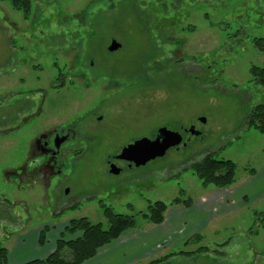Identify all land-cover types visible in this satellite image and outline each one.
<instances>
[{
  "label": "rangeland",
  "instance_id": "374dc122",
  "mask_svg": "<svg viewBox=\"0 0 264 264\" xmlns=\"http://www.w3.org/2000/svg\"><path fill=\"white\" fill-rule=\"evenodd\" d=\"M31 1L25 17L0 0V66L16 68L14 76L0 72V245L12 255L9 264L39 258L38 246L47 256L73 218L108 228L102 205L134 215L135 228L144 229L153 224L143 216L150 204L220 189L203 185L193 167L209 153L235 162L233 188L249 190L256 178L253 197L160 264H264V133L246 124L248 110L264 102L251 74L264 66L255 44L264 38V0ZM113 39L121 43L116 51L109 50ZM93 108L107 131L79 159L71 155L61 188L92 198L58 213L62 205L52 199L59 186L16 188L8 172L26 165L33 138L79 123ZM192 124L199 134H184L185 143L165 156L110 172L109 156L123 145L152 139L163 126L183 133Z\"/></svg>",
  "mask_w": 264,
  "mask_h": 264
},
{
  "label": "trees",
  "instance_id": "16d2710c",
  "mask_svg": "<svg viewBox=\"0 0 264 264\" xmlns=\"http://www.w3.org/2000/svg\"><path fill=\"white\" fill-rule=\"evenodd\" d=\"M9 1L15 9L23 11L25 17L31 13L33 7L31 0ZM255 44L264 52V38H256ZM251 74L252 81L264 87V66H252ZM246 124L264 133V102L257 103L248 110ZM193 167L205 186L215 185L219 188H227L235 182L237 166L230 159H218L209 153ZM191 203V198L183 200L177 197L172 204H183L189 207ZM102 208L109 223L108 228H105L102 223H93L88 217L73 218L67 222L64 231L60 233L53 252L24 264H83L94 258L102 247L117 240L125 231L136 227L137 222L134 215L115 213L113 208L107 205H102ZM167 209L168 204L156 201L149 205L148 213H143V216L153 224H161L165 219ZM259 220L264 225V211ZM47 229L48 227L40 232L39 242L42 245L46 243ZM66 233L71 237L66 238ZM203 250L204 248H201L200 252ZM186 254L189 255L188 252ZM164 259L166 258H159L148 264H159ZM0 264H9V251L1 245Z\"/></svg>",
  "mask_w": 264,
  "mask_h": 264
},
{
  "label": "crops",
  "instance_id": "0c3cea01",
  "mask_svg": "<svg viewBox=\"0 0 264 264\" xmlns=\"http://www.w3.org/2000/svg\"><path fill=\"white\" fill-rule=\"evenodd\" d=\"M255 181L256 178H252L246 184L250 191L231 186L202 193L192 199L189 207L171 204L161 224H149L144 229L133 228L125 231L117 240L102 247L94 258L83 264H148L161 257L168 259L167 255L175 253L173 249L179 248L180 251H184L187 241L195 236H201L213 226L216 229L222 218L240 205H244L243 202L252 196L251 191L256 189ZM38 249L41 252L35 258L45 255L44 246L41 248L38 246ZM47 249L48 254L53 252L54 243H49ZM11 256L9 254L10 258ZM22 262L24 261L12 264L26 263Z\"/></svg>",
  "mask_w": 264,
  "mask_h": 264
},
{
  "label": "flooded vegetation",
  "instance_id": "af4514ba",
  "mask_svg": "<svg viewBox=\"0 0 264 264\" xmlns=\"http://www.w3.org/2000/svg\"><path fill=\"white\" fill-rule=\"evenodd\" d=\"M8 66L9 62H4L0 66V72L1 70L2 72L4 71L5 76H14V74L16 73V68L14 67L12 69H9ZM38 91H41V88H39ZM41 92L44 96L46 95L43 91ZM29 103L31 104V101L25 103V106L24 108L22 107V110L18 109V112L20 111L19 114L23 113V110ZM41 113L42 109L41 111L39 109L38 111L31 114V116L25 118L24 121L33 122V117H35L36 115H40ZM97 114V108H93L92 110L87 112V114L79 121V123L73 122L70 124H65L62 127L55 126L53 128H47L40 131L31 142L29 152L30 158L26 162V165H22L18 168H13L8 172V177L12 179L11 181L13 182L15 180V182L17 183H15L17 185L16 188L21 189L22 184L26 182H28L30 186L40 184L44 188L51 187L52 185H55L56 187L59 186L57 194L52 199V202H54L55 204L62 205V210L58 211V213H62L63 210L67 211L69 208L80 203L82 199H91L92 197H86L85 194L87 192H73L72 194H70V190L67 189V191L62 194L61 188L63 181H68L66 177L63 176H65L64 174L69 170L68 160L71 158V155L73 154L75 159H79V156H82V154H84L89 148L90 140H96L97 138H100L101 133L104 136L103 133L107 131V127L102 125V122L105 121L103 115L98 116ZM94 120L96 121L94 122ZM199 120L202 121V117L199 118ZM85 121L89 122L90 124L92 122L94 129H89V125H84ZM193 126L194 124H192L190 128L185 129L183 133L180 132L183 136L182 144L185 143L184 134H195L192 133L191 130V127ZM157 132L152 139H155L157 137ZM7 133H9V131H7L5 134ZM137 139H134L132 142L136 141ZM99 143L100 142H98V144ZM130 143H128L127 145H129ZM68 144H70L69 147H67ZM83 144L85 146L84 148H82ZM72 145H74L73 148ZM127 145H123L122 149ZM121 152L109 156L108 162L110 164V172L112 164H115L120 169V172L118 174L123 171V167L125 166H127L129 169L133 167H141L136 166L135 163L131 161L119 158L118 156L121 154ZM110 158H113L114 161H112ZM115 161L119 162V164L123 166H118Z\"/></svg>",
  "mask_w": 264,
  "mask_h": 264
},
{
  "label": "water",
  "instance_id": "95a60500",
  "mask_svg": "<svg viewBox=\"0 0 264 264\" xmlns=\"http://www.w3.org/2000/svg\"><path fill=\"white\" fill-rule=\"evenodd\" d=\"M121 48V43L113 39L109 46L110 51H116ZM202 121H205L202 118ZM192 133L199 134L195 127H191ZM183 142V136L180 132L169 129L166 126L160 127L157 132V137L151 139L142 137L130 143L122 149L118 156L135 163L136 166L146 165L151 160L158 157H163L169 149L180 146ZM111 172L118 174L120 169L115 165H111Z\"/></svg>",
  "mask_w": 264,
  "mask_h": 264
}]
</instances>
